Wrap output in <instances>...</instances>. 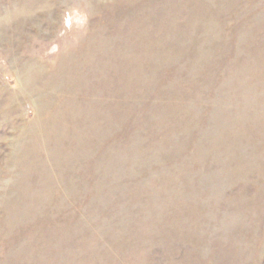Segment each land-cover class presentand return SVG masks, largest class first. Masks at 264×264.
Wrapping results in <instances>:
<instances>
[{"label": "rangeland", "instance_id": "rangeland-1", "mask_svg": "<svg viewBox=\"0 0 264 264\" xmlns=\"http://www.w3.org/2000/svg\"><path fill=\"white\" fill-rule=\"evenodd\" d=\"M0 264H264V0H0Z\"/></svg>", "mask_w": 264, "mask_h": 264}]
</instances>
